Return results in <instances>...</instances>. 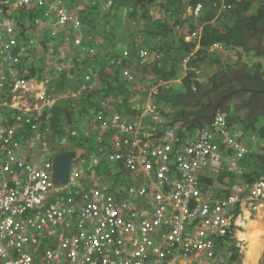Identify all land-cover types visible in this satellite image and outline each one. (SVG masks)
<instances>
[{"label": "built area", "instance_id": "obj_1", "mask_svg": "<svg viewBox=\"0 0 264 264\" xmlns=\"http://www.w3.org/2000/svg\"><path fill=\"white\" fill-rule=\"evenodd\" d=\"M31 3L46 6L35 24L49 26L59 57L66 54L65 44L80 46L83 25L76 14L56 0H17L15 8ZM203 9L199 1L188 10L199 19ZM23 33L15 20L0 15V264H239L224 250L244 230L242 212H249L251 219L264 209V177L252 184L239 180L221 197L213 196L210 188L205 191L201 177L218 175L225 163L238 167L250 151L238 140L240 125L230 129L227 112L219 111L210 127L188 137L180 135L181 122L158 136L144 121L153 112L156 121H164L150 97L134 117L101 112L100 131L113 130L112 150L101 152L115 166L114 174L125 168V181L118 183L114 176L106 180L93 171L85 188L77 165L71 183L59 186L52 179L59 149L41 133L40 116L69 95L79 97L83 90L96 88V83L88 73L81 88L63 94L50 88V73L22 75L18 65L37 40L34 33L29 39ZM222 48L220 43L212 46ZM130 52L125 49L124 56L130 58ZM139 55L147 61L148 50L140 49ZM70 66L59 62L54 71ZM132 70L126 66L124 75L132 77ZM182 78L154 77L149 96ZM228 105L233 107V102ZM248 138L256 139L252 134ZM255 264H264V250Z\"/></svg>", "mask_w": 264, "mask_h": 264}, {"label": "trees", "instance_id": "obj_2", "mask_svg": "<svg viewBox=\"0 0 264 264\" xmlns=\"http://www.w3.org/2000/svg\"><path fill=\"white\" fill-rule=\"evenodd\" d=\"M56 1L59 6L64 5L76 14L83 25L80 46L64 43L66 54L63 59L71 64L70 68L57 72L50 64L47 72L44 71L53 55L59 54V46L53 38L51 40L50 30L35 24L36 18L45 15L46 6L36 7L31 3L15 8L17 1L5 4L4 0H0L1 16L12 18L21 25L26 32L23 33L25 38H31L33 33L36 38L39 37L37 29L49 33L48 38L45 35L42 40H36L33 49L22 56L18 65L22 75L30 77L50 73V88L63 94L71 88H81L86 74L94 78L96 88L83 90L79 97L69 95L45 109L40 116L41 133L52 141L55 148L63 147L61 140L69 133L66 147L84 154L79 167L85 188L91 185L93 171L106 180L114 176L118 183L124 182L127 177L125 168L114 174L115 166L107 160L105 153L102 154L112 150L113 130L100 131L101 112L113 114L118 111L128 118L134 117L142 112L147 97L156 106L157 115L164 120L156 121L154 112L146 115L144 121L149 128L155 127L156 133L161 136L164 130L181 122L180 135L188 137L195 130L213 124L214 118L209 117L214 106L207 105V96L235 92V108L223 105L218 111L227 112L230 129L234 130L237 124L241 126L243 136L238 140L246 142L250 151L238 160V167L225 163L222 172L214 176L202 175L201 181L206 186L205 191L216 188L217 193L212 190L210 193L221 197L230 194L231 187L239 180L252 184L264 177V146L259 145L261 153L253 148L250 139L244 137L254 132L264 139V0H226L229 6L221 11L222 0H204L205 6L199 19L188 10L189 3L196 0ZM195 32L199 33V38H194ZM188 36L192 39H187ZM215 43H220L228 51L237 52V59L228 57L234 61L228 63L222 53L212 50ZM124 48L131 51L130 58L124 56ZM142 48L148 50L147 61L143 62L139 55ZM238 52L251 58H239ZM126 66L133 67L132 77L124 75ZM185 67L187 74L180 82L172 81L151 96L148 90L140 92V98L136 97L137 77L141 85H148L149 76L174 80L181 77ZM234 72H238L240 79L249 82H245L240 91L232 81ZM217 102L215 100L214 103ZM97 155L102 156L95 163ZM248 217L249 212L246 219ZM236 257L234 255L232 260Z\"/></svg>", "mask_w": 264, "mask_h": 264}, {"label": "crops", "instance_id": "obj_3", "mask_svg": "<svg viewBox=\"0 0 264 264\" xmlns=\"http://www.w3.org/2000/svg\"><path fill=\"white\" fill-rule=\"evenodd\" d=\"M45 35H47V38H48L49 33L45 34L44 31H40L38 34V36L41 37V40L43 39V37ZM49 36L51 37V40H52V36L51 35H49ZM51 45H52V43H50L49 46H51ZM124 49H128V48H124ZM226 51H224V52H226ZM227 52H228V54L223 53L222 55L224 56V59L229 63L231 61L228 57H231L232 51H227ZM239 58H244V56H241ZM246 60H247V58H246ZM0 62H1V58H0ZM216 67L217 66H215L214 68H216ZM220 68L221 67H219V70H220ZM183 72L187 73L186 67H185V71H183ZM184 73H183V76L186 74V73L185 74ZM148 78H149L147 80L148 85L143 86V85L139 84V86H141L143 90L145 89V91L150 90L151 85H153V83H154V77L153 76H149ZM206 78L207 77H205L203 79H206ZM135 89H136V86H135ZM249 93H248V95H250ZM214 94L215 95H213V94H211V95H213V97H216L217 93H214ZM148 100H146V104H147ZM207 101L209 102L210 99H208ZM7 110L9 112L12 111L10 108H7ZM210 189L214 192H217L216 188H210ZM246 213H247V211L242 212L241 216L239 217V222L243 226V227L242 226L241 227L244 228V230L241 229V231H239L237 234L234 235V238L231 240L232 243L229 245V248L224 250V253L227 257L231 256L233 259H234V255H236L237 256L236 261H239V264H255L257 262L259 256L261 255V251L264 250V215H263V212H261L260 216H263L262 217L263 219L257 218V219L253 220V219H249V218L246 219ZM253 227L260 231V233L255 235V238L251 237V234L253 233V229H254ZM239 237H243L244 240L239 241V239H238Z\"/></svg>", "mask_w": 264, "mask_h": 264}, {"label": "water", "instance_id": "obj_4", "mask_svg": "<svg viewBox=\"0 0 264 264\" xmlns=\"http://www.w3.org/2000/svg\"><path fill=\"white\" fill-rule=\"evenodd\" d=\"M223 97L221 98L220 102L214 107L213 114L209 117V119L213 118L218 110L226 104V101L223 103ZM83 155L84 154H80L76 150L68 149L65 146L61 147L53 157V181L59 186H64L71 183L74 169L77 164H80Z\"/></svg>", "mask_w": 264, "mask_h": 264}, {"label": "rangeland", "instance_id": "obj_5", "mask_svg": "<svg viewBox=\"0 0 264 264\" xmlns=\"http://www.w3.org/2000/svg\"><path fill=\"white\" fill-rule=\"evenodd\" d=\"M227 4L225 3V1L223 0V2L221 1V3H220V7H222V8H224L225 6H226ZM262 46H264V43L262 44ZM222 49H216L217 51L219 50L220 51V53H225V54H228V50L226 51V49L224 48V46L222 45ZM72 47H70L69 48V50L71 49ZM224 51H226V52H224ZM40 54V53H39ZM232 60H236L237 59V57H236V54H234V53H232V55H231V57H230ZM246 58H247V60H249L250 58H251V56H249V55H246L245 54V56H244V59L246 60ZM59 62H62V64H65V61H64V59L62 58V57H59L58 55H53V58L48 62V63H46L48 66H49V64L50 65H53L54 67H55V64H58ZM231 62H234V61H231ZM237 66L238 65H236L235 66V68H237ZM235 68L233 69V70H235ZM232 69H230L229 71H233ZM212 70H210L209 72H211ZM183 73L184 72H182V74L180 75L181 77L183 76ZM186 73V72H185ZM184 73V74H185ZM235 73L236 72H234V77H235ZM136 80V82H135V85H136V91H137V93H136V97L137 98H140L141 97V93L140 92H143V91H145V89L143 90L142 89V87L141 86H139V84H140V80L138 79V77L135 79ZM177 82H180V81H178V80H176ZM144 86V85H143ZM77 95H79V94H77ZM148 98V97H147ZM146 98V100H148ZM262 124V123H261ZM250 132V131H249ZM249 135V134H248ZM247 135V136H248ZM254 136L256 137V139H257V141H260L261 140V138H259L255 133H254ZM79 153H80V151H79ZM84 164H85V162H83ZM77 168H78V166H76ZM239 171V170H238ZM219 189H222V188H219ZM259 216V215H258ZM257 216V217H258ZM257 217H253V218H251V219H256ZM263 219V218H262ZM254 232V231H253ZM253 234V233H252Z\"/></svg>", "mask_w": 264, "mask_h": 264}, {"label": "clouds", "instance_id": "obj_6", "mask_svg": "<svg viewBox=\"0 0 264 264\" xmlns=\"http://www.w3.org/2000/svg\"><path fill=\"white\" fill-rule=\"evenodd\" d=\"M199 1H202L203 3H204V0H196V2H194V3H189V5H193V4H196L197 2H199ZM225 1V3L227 4V2H226V0H224ZM222 2H223V0H222ZM188 5V6H189ZM204 6H205V3H204ZM227 6H229L228 4L224 7V8H226ZM223 8L222 7H220V11L222 10ZM46 28H49V26H46ZM52 36V35H51ZM52 38H53V36H52ZM194 38H199V33L198 32H195V35H194ZM193 38V39H194ZM192 39V38H191ZM37 40H41V37H37ZM37 42V41H36ZM219 51V50H218ZM220 52V51H219ZM232 53H234V54H236V57H237V52L235 53V52H232ZM238 54H239V56L238 57H241L242 55H240L241 54V52H238ZM187 74V73H186ZM186 74L184 75V76H186ZM183 76V77H184ZM229 102H233V108H235V103H234V101L232 100H230ZM229 102H226V106H229L228 105V103ZM219 113V111L216 113V115ZM215 115V116H216ZM214 116V117H215ZM213 117V118H214ZM240 129H241V131H242V128H241V126H240ZM248 134H252V135H254V132H250V133H248ZM247 134V135H248ZM247 135H245L244 137H246V139L248 140V139H250V138H248V136ZM242 136H243V131H242ZM251 140V139H250ZM251 142L253 143V148L255 149V150H257V151H259V152H261L262 153V150H261V148L259 147V145L260 144H262L263 146H264V139H262L261 138V140L260 141H257V139H255V140H251ZM66 147V146H65ZM81 154V153H80ZM81 160H82V158H81ZM81 162V161H80ZM81 164V163H80ZM80 164H77V165H80ZM76 165V166H77Z\"/></svg>", "mask_w": 264, "mask_h": 264}, {"label": "flooded vegetation", "instance_id": "obj_7", "mask_svg": "<svg viewBox=\"0 0 264 264\" xmlns=\"http://www.w3.org/2000/svg\"><path fill=\"white\" fill-rule=\"evenodd\" d=\"M238 73V72H237ZM237 73H235L236 74V76H235V78H234V80H232L233 82H234V84H235V86L237 87V89H238V91H240L241 89H243L244 88V85H245V82L246 81H244V80H242V79H240V77H239V75L237 74ZM247 84H249V82H246ZM234 91H236V90H234ZM234 93L235 92H229V93H227L226 95L228 96H226V95H224V97L223 96H216V97H213V95H215V94H213V95H209V96H207V98H209L210 99V101L209 102H207V105L208 106H210V107H215L219 102H220V100H221V98L223 97L224 98V100H223V103L226 101V102H229L231 99H235L234 98ZM212 97V98H211ZM227 97V98H226ZM226 98V99H225ZM219 99V100H218ZM215 100H218L219 102L217 103V104H215V103H213ZM225 102V103H226ZM237 102H240V101H237ZM248 110H246V112H247Z\"/></svg>", "mask_w": 264, "mask_h": 264}, {"label": "bare ground", "instance_id": "obj_8", "mask_svg": "<svg viewBox=\"0 0 264 264\" xmlns=\"http://www.w3.org/2000/svg\"><path fill=\"white\" fill-rule=\"evenodd\" d=\"M15 1H17V0H15ZM11 2H12V0H11ZM11 2H10V3H11ZM10 3L5 2V4H10ZM37 6L41 7L40 5H36V7H37ZM1 14H3V10H2V9H0V15H1ZM17 16H18V13H17ZM39 32H40V30L37 29V30H36V33L39 34ZM233 51H234V50H233ZM231 55H232V54H231ZM232 100H233V99H231V101H232ZM260 212H263V215H264V210H263V209H261ZM262 217H263V216H260V215H259L257 218H258V219H261ZM248 218L250 219V217H248ZM257 218H256V219H257ZM253 220H254V219H253ZM258 233H260V231L257 230V229L255 228V229H254V232H253V234H252V238H255V235L258 234Z\"/></svg>", "mask_w": 264, "mask_h": 264}]
</instances>
